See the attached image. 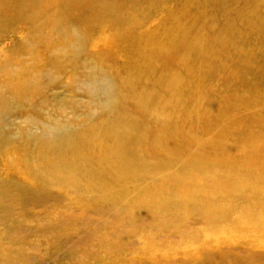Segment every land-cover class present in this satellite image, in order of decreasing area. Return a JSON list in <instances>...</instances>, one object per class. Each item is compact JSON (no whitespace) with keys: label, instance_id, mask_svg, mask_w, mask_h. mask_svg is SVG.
<instances>
[{"label":"rangeland","instance_id":"374dc122","mask_svg":"<svg viewBox=\"0 0 264 264\" xmlns=\"http://www.w3.org/2000/svg\"><path fill=\"white\" fill-rule=\"evenodd\" d=\"M204 1L50 2L49 10L57 12L56 18L71 6L65 13L81 23H88L90 5L99 9L89 22L85 49L76 51L63 28L54 31L41 23L36 28L39 31L28 35L26 27L35 28V23L18 19L26 10L22 0H2L0 58L8 63L11 75L3 77L0 102L14 100L16 85L24 81L40 80L44 87L24 101H11L0 112V264H264V214L255 219L248 214V203L239 199L248 190L241 197L224 191L236 183V168L245 166L244 155L256 156L252 166L261 170L258 176L264 174V29L257 22L264 9H257L252 17L245 13L258 0H213L214 11L208 15L213 20L206 22L214 26L201 32L209 44L210 53L202 54L205 62H196L193 52L183 55V63L161 54L145 79L132 75L143 67L140 61L130 60L132 51L125 55V64H120L122 51L155 42L160 26L171 30L175 18L183 19L182 15L192 22V5ZM107 3L122 5L112 9L114 22L106 18ZM131 20L132 26L128 24ZM223 22L244 34L243 41L224 31L219 24ZM189 26L190 33H198V25ZM70 28L79 33L75 25ZM111 35L113 40L108 41ZM34 39L41 43L40 49L34 47ZM232 39L241 48H231ZM233 50L244 52L240 61L232 58L236 67L229 66L225 58ZM93 54L108 58L103 73L112 80L107 87L97 83L102 65L90 67ZM42 55L47 64L42 63ZM72 58L78 64L68 63ZM50 61L59 67L52 70ZM223 65L228 68L227 83L212 82L209 69L219 79ZM125 76L136 78L133 86ZM138 91L142 94L134 95ZM45 116L60 128L67 127L57 130L47 148L59 168L78 185L45 176L42 172L48 170L42 163L35 167L23 164V137L41 135L40 126L31 119ZM130 116L136 121L129 120ZM130 121L135 122L134 131L127 127ZM143 132H152L145 138L152 145L157 141L160 147L165 141L169 157L160 156L152 146L134 154L133 147L119 141L134 140ZM60 133L75 142L74 152L60 148ZM76 151L84 154L79 153L80 160L73 162L70 154ZM194 160H203L206 177L198 173L195 180L217 184L214 191L174 197L172 189L147 191L145 196L143 190L150 188L144 179L122 171L132 163L138 172L152 168L168 174L178 164ZM42 161L40 156L38 162ZM11 165L16 167L13 175L7 171ZM119 176H130V180L115 182ZM86 178L111 185L117 197L99 195L94 189L84 192ZM252 182L254 187L264 186L260 178ZM249 184L245 185L251 188ZM262 197L254 203L257 211L264 210Z\"/></svg>","mask_w":264,"mask_h":264},{"label":"bare ground","instance_id":"6f19581e","mask_svg":"<svg viewBox=\"0 0 264 264\" xmlns=\"http://www.w3.org/2000/svg\"><path fill=\"white\" fill-rule=\"evenodd\" d=\"M58 3L61 0H22L21 5L23 7L26 8L25 13L21 16V14H18V19L22 22L24 21H30L32 23H35V28H32L30 25L27 26V30L26 33L30 36H32L33 34L36 33V31H39L38 28L39 25L43 26L41 23H45V25H49L50 28H53L54 31L58 30V29H65L68 33V37H69V43L72 41V44L75 48V50L77 51H81L83 49H85V45H86V31L89 30L91 28V26L89 25V22L91 19H93V15L97 14V12L99 11V9H97V7L95 6V4L90 5L87 8V15L89 18L88 23L84 22L81 23L80 21H77L75 17L73 16H67L68 14H66L65 12L67 10H69L70 8L72 9L73 7H67L66 9H64L60 14L61 17H59L57 15L58 18H56L57 12H55V14L49 10V4L50 2H54ZM116 1V0H114ZM122 1V0H119ZM129 1H133V0H129ZM228 1V0H227ZM229 1H233V0H229ZM2 0H0V5H1ZM107 8H106V12H108L109 16H106L107 20L110 22H114L116 20H114V12L116 7H121L122 5L119 3H107L106 4ZM27 6V7H26ZM3 8V6H0V11ZM259 8H263L264 9V0H258L255 4L251 5L247 10H246V15H248L249 17L253 16V13L259 9ZM105 9V8H102ZM194 15L193 17H191L192 22L190 20V18H187L186 16L182 15L181 17H183V19H178L175 18V23L174 25L171 27V30H168V28H166L165 26H160V30L158 31V33L155 36V42L151 43L150 45H144L142 49H140V44H137L136 47L135 46H131L130 49L127 48V50L122 51L123 55H121L120 57L122 58L120 60V64H125V55L128 54L130 51H132V56L133 58H131L130 60L132 62H139V65L143 66L141 67L138 71H136L135 73H133L132 75H134L137 78H141L145 79V77L147 76L149 70L151 69L152 65H153V61L155 58H160L162 59L161 54H165V58H170V59H174L176 60V62H182L183 63V55L187 54L189 52H193L196 56V62H205L206 58L203 57V53L205 52L206 54L210 53L209 52V44L207 42V40L205 39V34L204 32L201 33L203 30L202 29H210L213 28L214 23L213 22H206L207 20H213L212 17L208 16L211 12L213 13L214 11V5H213V0H206L203 3H199L197 4V6H194V4L191 7ZM64 13V14H63ZM101 17V16H100ZM113 17V18H112ZM28 18V19H25ZM67 18H70L71 20H67ZM39 19L41 20V22H39ZM92 21V20H91ZM118 21V20H117ZM257 22L260 25V28L264 29V11L262 13L261 16H259L257 18ZM128 24H133V21L131 20V22H129ZM221 25V27L223 28V30L225 31H229L231 32L232 36L234 39L236 40H241L243 41V35L244 34H239V32H234V30L231 28L230 24L228 22H223V23H219ZM44 25V26H45ZM71 25H75L78 30L79 33H75L71 30L70 26ZM189 25H198L196 28V32L198 33H190V26ZM247 29V26H244ZM128 28V27H127ZM263 35H264V30L262 31ZM236 35V37H235ZM211 36V35H209ZM112 37L113 40V35H111L110 37L107 38L108 41H110ZM83 38V39H82ZM232 39L231 43L232 46L231 48L235 49L241 46V44H237V42ZM35 48L39 47L38 49H40L41 47V43L37 40H35ZM67 45V46H71ZM81 44L83 45L81 48ZM37 46V47H36ZM241 48V47H240ZM231 50V49H230ZM229 51V50H228ZM244 54V52L242 53ZM242 54L241 51H231L230 53H227V56L225 58H228V65L232 66V67H236L233 65V59L232 58H236L239 61L242 59ZM43 56V55H42ZM91 61H92V65L90 67H94V66H98L102 65L101 67H99L100 69V74L103 73V70L106 66V60H108V58H106L103 55L100 54H93L91 55ZM236 56V57H235ZM44 59L42 60V63L47 64L48 60L45 56H43ZM96 57L98 59H96ZM95 60V61H94ZM99 60V61H98ZM136 60V61H135ZM202 60V61H201ZM58 60H55V63H57ZM79 60H77L76 58H72L70 60H68V63H72V64H78ZM50 63L53 65V68H57L59 67L56 66L54 67V63L50 61ZM45 68V67H44ZM139 68V66H138ZM221 68V67H220ZM226 68V69H225ZM231 71V69H229ZM51 71V70H50ZM47 71V72H50ZM96 71H97V67H96ZM205 72V71H202ZM221 76L219 79L218 77L215 76V73L212 69H209V75L210 78L212 80V82H218L220 85H224L225 83H227V78L229 79V77L225 76L228 73V68L226 65H223L222 69L219 71ZM2 73V74H1ZM10 67L8 65V63L4 60V58H0V86L3 85L4 81H3V77L4 76H10ZM231 75V73H230ZM124 77V75H123ZM133 76H125V79L127 80L128 84L133 86L134 82L136 80V78ZM235 77V76H234ZM232 79V77H230ZM112 78L109 74H102L99 76L98 78V85L100 86H108L109 83L111 82ZM236 81L233 80V82ZM44 87V84L38 80L37 82H31L30 80L24 81L20 84L16 85V92L13 93L12 97L13 99H8L7 101H3L0 102V112L1 110L5 109V107L7 106L8 103H10L11 101H24L27 99V97L29 95H35L38 92L41 93L42 89ZM135 94H142L140 91L138 92H134ZM119 98L122 99V96H117ZM31 99V98H30ZM150 100V99H148ZM111 100L108 101H104L103 105L107 106L109 104ZM123 101V100H121ZM135 105L136 107L140 108L141 105L140 103H138L137 101H135ZM111 107V104L108 106V108ZM121 108H123V106H120ZM154 114H151V116H153ZM130 116L129 120L131 119ZM134 121L135 118H132ZM49 118L48 117H43L42 118H38V117H34L33 119H31V121L36 122L38 124V126H40L41 128V135L40 138L37 139H31L30 137H23V141H22V145H21V151H22V157L21 159L23 160V164H25L26 166H31V167H35L37 165H39V163H42L44 165V167L48 170V172H42L45 176L50 177V174L52 176H55L53 178H59V179H63L66 180L64 182H73L75 184H80L77 181H71L68 177L67 174L64 172V170L57 165L58 163L55 161L54 158H51L50 153H52L50 148H47L48 143L52 140V138L56 137L58 134V129L63 130L62 128H67L65 126H63L62 128H60V125L58 123H51L48 121ZM110 122V121H109ZM35 124V125H37ZM127 127L129 130L134 131L136 129L135 126V122L130 121L127 124ZM141 127V126H140ZM216 130H218L219 128H216ZM64 131V130H63ZM142 132V131H141ZM152 134V132H148L146 135L143 132L140 135H136L135 139L137 138L140 140L139 143L137 145H132L130 143H128L129 141H134L133 139H129V141L122 139H119V141H121V143L128 145L130 147H133L134 150V154L137 152H142L145 151L146 148L150 149V147L152 146L155 147L157 149L158 154H160V156H162V154L165 157H169L170 155V151L167 149L166 147V143L165 141L161 144L160 147H158V143L157 141H154L153 145L147 141L146 136ZM69 135H66L64 133H60L59 137H58V141H59V145L60 148H68V150L70 152H74V144L75 142L71 139L68 138ZM120 143V144H121ZM195 144V143H194ZM92 147V146H90ZM79 151H76L75 153H71L70 154V158L71 161H79L80 160V154L83 155L84 153H80ZM42 157L44 159V161L42 162H38V158ZM128 156V154H127ZM101 157V156H100ZM69 159H64L65 163H68ZM243 160L245 163V166L239 170L238 168H236L238 176L236 179V183H233L230 185V189H225L224 191L229 194L230 196H235L234 194H237L238 197L242 196V193L247 192L248 193L239 198L240 200L244 201L245 203H248V214L252 217V218H256V216H258L260 213L264 214V210H260L257 211L254 208V203L256 202L257 199H262L264 196V186L263 187H254L253 186V179L260 178L261 182L264 183V178L260 177V176H264L263 173H261L260 176L259 173L261 170L256 169L255 167H253L252 165L255 163L256 161V156H250V155H244L243 156ZM107 164H109V166L112 168V164L110 163L109 160H107ZM204 164L203 160H194L193 162H184L181 164H178L177 167L178 168H171L168 172V174L164 173V172H159L157 173L154 169L150 168V169H145V172H138L136 165H133L132 163H129L127 166H124V169H122V171L126 170V172L129 175H133L135 177H141L144 179L145 184L149 185V190L145 189L143 190L144 195L147 196V191L151 194H154L156 191L157 192H168L171 191L172 189L174 190L173 192V196L174 197H178L179 195H190L192 197H195L197 195L198 192L203 193V190H209V191H214V187L217 186V184L209 182L208 184L197 182L196 176L198 173L202 174V178H206L203 175V170L205 168V166H202V163ZM83 162V161H82ZM163 162V161H162ZM57 163V164H56ZM48 165V166H47ZM205 165V164H204ZM251 165V168L249 167ZM166 166V165H164ZM184 168L185 170H180L179 168ZM123 168V167H122ZM16 167L13 165L8 166L7 171L9 172L10 175H13L16 173ZM243 171H245L246 173L244 174V176L241 174ZM142 173V174H140ZM236 173V174H237ZM234 174V177L235 175ZM40 176V175H39ZM95 176H97V174L95 173ZM42 177V176H40ZM98 177V176H97ZM233 177V179H234ZM39 178V177H38ZM45 180H48L44 177H42ZM83 178H85V176L83 177H79V181H81ZM208 178H210L208 176ZM87 179V183H84V192H89L90 190L94 189V192L99 194V195H107L112 197V199H115L117 197L116 194L113 193V188L111 187V185L106 184L104 182H93L90 180H94L93 178H86ZM232 179V180H233ZM117 181L115 182H119V183H124L128 180H130V176H119L118 179H116ZM249 182L250 186H252L251 188H248L245 184L246 182ZM175 183L178 184V186L175 185ZM65 185H69V183L65 184ZM119 196V195H118ZM164 200V199H163ZM175 200H179L178 198H175ZM194 202H196V200H193ZM188 202H190L188 200ZM211 209V208H210Z\"/></svg>","mask_w":264,"mask_h":264}]
</instances>
